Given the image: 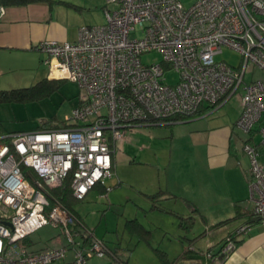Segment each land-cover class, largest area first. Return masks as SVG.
<instances>
[{
  "label": "built area",
  "instance_id": "obj_1",
  "mask_svg": "<svg viewBox=\"0 0 264 264\" xmlns=\"http://www.w3.org/2000/svg\"><path fill=\"white\" fill-rule=\"evenodd\" d=\"M105 23L82 26L75 42L45 40L49 77L75 83L78 101L61 128L0 135V264H53L72 253L71 264L112 256L50 191L71 175L70 189L82 201L95 187L110 191L112 155L126 131L196 116L235 94L240 113L235 127L245 136L251 218L264 222V81L244 82L247 72L264 73V0H106ZM114 5L113 9L108 6ZM6 8L0 5V21ZM138 33V36H134ZM223 48L241 56L239 66L216 61ZM149 52L161 64L143 65ZM177 81L165 83V71ZM243 85V86H242ZM242 86V92L237 93ZM258 125L255 130L254 127ZM45 226L59 231L63 244L33 251L23 243ZM251 224L235 230L245 237ZM236 240L224 239L211 264H223Z\"/></svg>",
  "mask_w": 264,
  "mask_h": 264
},
{
  "label": "crops",
  "instance_id": "obj_2",
  "mask_svg": "<svg viewBox=\"0 0 264 264\" xmlns=\"http://www.w3.org/2000/svg\"><path fill=\"white\" fill-rule=\"evenodd\" d=\"M105 7L107 5L103 0H40L28 2L22 6L6 7L5 15L0 21V90L14 89L13 87H18V85H21L20 83H29L31 81L32 77L30 78L26 74L40 68L43 60L46 59L44 53L35 50V46L38 43L45 40L75 42L80 27L98 23L96 19H93L96 16L95 13L99 12L103 23H105L103 14ZM108 7L113 8L114 5ZM46 79L54 80L49 77V74L46 76ZM206 113L203 112L186 120L167 125L149 126L151 131H149L148 141L145 142L146 146L143 148L146 151L144 157L147 160L151 158L152 162L157 163L158 159H161V151L163 150L166 153L170 144H175L176 142L178 144L184 143V158L186 160L191 159L193 167H202L198 168L202 177L198 176L196 181L199 182L202 178L201 183L205 185L210 179L212 182L217 178L224 184L223 191H226V189L229 191L227 203L221 207L223 210L217 212L216 217L214 216V220L212 221L205 218L199 231L193 230V233L190 231L189 233L184 232L182 234L181 230L177 228V231L173 235L164 230L160 244L162 245L165 238H167L170 246L158 249L152 247L151 231L146 229L142 224L144 232H135L132 233V236L127 235L130 238L129 242L123 245L124 238H121V240H118L117 236L112 238L108 230H106L107 228L105 229V234L97 231L101 225L100 222L109 214L107 211L100 217L97 226L93 227L88 225V221L81 217L79 210L74 206L73 211L83 222L84 227L92 231L96 238L102 240L114 255L113 257L106 256L102 259L93 258L89 260L88 264H130V258L135 252L140 253L143 251V253L148 254V249H151L157 255L159 254L161 264H208L206 253L208 251L217 253L224 237L238 226L247 222L251 224L250 232L247 236L239 239L235 250L225 259L223 264H264V222H252V219L249 217L254 207V203L251 201L249 195L245 197L246 199H243V195L238 193L237 190L232 193L226 185H229V181H227L229 179L227 177L228 173H234L241 177L239 173L241 168L239 155L245 158L241 150L245 136L235 127V124L217 127L209 124L211 116H208ZM132 134H125L124 139L112 155V167L115 177L119 179L117 182L119 185L129 180V178H126V175H120L119 164L131 167L134 161H136L130 155V149H134L136 146L135 140H132ZM155 147L158 151H155ZM141 150L142 147H138V151ZM158 152H160V158L157 157ZM179 154H175L173 148L167 151L168 159L163 161L166 169L171 163V156L174 155L179 158ZM147 165L150 166L151 170H156L157 168V164ZM192 165L190 166L192 167ZM153 176L154 173L147 174L146 176L145 186L142 187H146V192L144 190H137L142 195V204L144 203L145 206L149 207L152 215H170L174 222L177 221L179 223V228L183 220L188 221L191 218L194 222V218L197 215L196 212L199 213L198 209L189 201L182 203L180 206L175 205L174 203L177 202L172 199H176V196L169 189L162 188L163 190H161V188H158V190H153ZM179 178V176L175 175L172 177L174 187L179 186ZM175 180L178 181L177 185L175 184ZM238 181L241 183L240 186H245L243 179H238ZM109 182V189L111 194H113V190L119 188V185H115L114 177ZM244 192L247 193L246 191ZM106 194L107 192L104 194L102 188L97 186L84 199L89 195H94L95 198L98 197V200H100ZM152 196H154V199L151 198ZM162 201L163 204H161ZM166 201H170L173 204L168 205L169 207L167 208L163 206L167 204L164 203ZM182 201L184 202V199ZM214 203V205L209 207L213 213L220 208L217 206H221L216 204L217 202ZM107 209L110 208L107 206ZM90 215L96 216V213L91 211V214L88 216ZM220 215L226 218L219 220L222 219L217 218V216L221 217ZM132 219L135 220L137 217L134 216L125 220L127 222ZM221 222H224V224L216 227ZM135 234H138L139 238ZM31 236L24 240L23 243L34 251L58 247L63 244V240L60 237L55 238L51 243L43 244L32 239ZM187 238L190 241L189 245H187L188 243H178V240L182 241ZM134 239H138V243L132 248L131 241ZM71 262L72 253L69 252L64 260L56 264H71Z\"/></svg>",
  "mask_w": 264,
  "mask_h": 264
},
{
  "label": "rangeland",
  "instance_id": "obj_3",
  "mask_svg": "<svg viewBox=\"0 0 264 264\" xmlns=\"http://www.w3.org/2000/svg\"><path fill=\"white\" fill-rule=\"evenodd\" d=\"M183 4L184 8L190 7L195 0H180ZM106 2V0H103ZM113 6V5H112ZM110 8V7H109ZM114 8V7H113ZM110 8V9H113ZM95 18L98 23L91 24V26H101L103 25L102 16L99 12L95 13ZM134 36H138V33H135ZM216 61H223L227 64L237 67L241 61V56L228 48H223L221 53L215 57ZM140 61L143 65L149 66L152 64H161L162 62V55L157 52H149L145 53L140 57ZM164 78L165 83L169 86H172L177 81V75L172 71L164 70ZM49 74L47 66L41 64L40 68H37L34 72L26 74L29 75L31 81L29 83H20L18 87H13L14 89L18 88H28L30 86H34L43 79H46V76ZM35 79V80H34ZM252 80H262L264 81V73L260 70H249L245 77L244 82L246 84L250 83ZM243 86V85H242ZM242 86L238 89L237 93L242 92ZM79 95V88L75 83L70 81L61 80L55 86V88L45 97L41 98L40 101L23 105H8V104H0V124L2 128H4L7 132H22V131H30L36 130L39 127L42 128H61L65 125L64 121L65 118L70 116V113L73 108L76 107ZM210 117L209 124L214 126H232L236 123L240 113V101L238 98V94H235L231 97L228 101L224 104H219L213 110H211V106L204 105L203 107ZM234 128V126H233ZM258 125L254 127L256 130ZM149 126H144L133 131H126L127 133H135L132 134V140H135L136 146L135 148H131V156L136 159L134 161L133 166L127 167L125 165L119 164V173L121 176L126 175V178H129L128 181H124L119 185L118 177L114 176V183L115 185H119V188H115L113 190V194L111 191H108L106 196H102L100 200L98 197L95 198L94 195H89L86 199L82 200V202L74 203L75 208L79 210L80 215L82 218L88 221L89 226H97V223L102 217L103 213L107 211L109 213L105 219L100 222L101 225L98 227V232H102L105 234V229L108 230L110 236L114 238L117 236L118 240L124 238L123 245H125L128 240L130 239L128 236H132V233L137 230V225L142 224L146 229L151 231L152 234V247L162 249L163 247H169L168 239L165 238L162 245L160 241L163 238V231H167L171 234H175L178 228L181 230V233L184 232L189 233L190 231H199L201 229L202 222H204L205 218L209 221L214 220V216L216 217L217 212H221L225 203H227V198L229 191H226L223 187V183L221 180L219 181L217 178L211 182V179L203 185L201 179L196 181L198 176L202 175L199 173L198 168L192 165L191 159L184 158V143L176 142L175 144H170L167 151L170 149L175 151V154L180 153L178 156L179 158L175 157L174 155L171 156V163L168 168L166 169V165L164 164V160L168 159L167 151H161V159H158L157 163L151 161V158L148 160L144 157L146 151L143 149L145 142L148 141L149 137ZM137 132V133H136ZM235 132V131H234ZM238 132V131H237ZM236 133V132H235ZM243 135V134H242ZM131 137V136H130ZM138 147H142L141 151H138ZM158 147V146H157ZM155 151H158L156 147L154 148ZM160 158V152L157 153ZM240 159L239 162L241 163L240 168V176L234 173H228L227 181H229V185L226 184L231 192H235L237 190L238 193L243 195V199H246V196H250L249 191V184L246 174L248 175L249 170V162L248 159L239 155ZM170 160V159H169ZM147 164H157L156 170H151L150 166ZM192 165V167L190 166ZM244 171V172H243ZM246 171V174H245ZM232 172V171H229ZM153 174L154 180V189L158 190L161 188L169 189V191L173 192L176 196V199H172L177 203L175 205H181L182 203H187L189 201L192 203L199 211L196 212V218L188 219V221L183 220L180 224V228L178 226L177 221H173L170 215L167 214H154L152 215L148 206H145L144 203L142 204V195H140L138 191L144 190L147 191L145 186L146 183V176L147 174ZM157 173V175H155ZM179 176V186H175L172 184V177ZM212 178V177H210ZM209 179V177H208ZM238 179H243V183L245 186H240V182ZM110 179H107L106 187L109 188ZM175 184L177 185L178 181L175 180ZM149 182V180H148ZM211 182V183H210ZM222 183V184H221ZM117 185V186H118ZM149 186V185H147ZM163 188V189H162ZM247 189V190H246ZM246 191L247 193H245ZM142 192V191H141ZM149 192V190H148ZM237 193V194H238ZM143 194V193H142ZM226 196V197H225ZM144 197V196H143ZM186 198V199H185ZM184 199V202L182 201ZM221 206L216 212H212L210 210V206L214 205L215 203ZM167 203L163 206L169 207L168 205H172L170 201H166ZM140 204V205H138ZM163 204V201L161 202ZM143 207L141 208V206ZM108 208L110 209H107ZM140 208V209H139ZM91 211L96 213V216L90 215ZM214 211V210H213ZM216 213V214H215ZM200 214V215H199ZM134 216L137 217L136 221L130 226L126 225V218H133ZM221 217L217 216V218H222L219 220H224L226 217L220 215ZM133 220V219H132ZM219 222V221H218ZM211 225V224H210ZM239 227V226H238ZM237 227V228H238ZM236 228V229H237ZM234 229L232 232H234ZM193 231V232H194ZM192 232V233H193ZM201 232V231H200ZM231 232V233H232ZM124 233V236H123ZM138 233V232H137ZM230 234V233H229ZM228 234V235H229ZM128 235V236H127ZM226 235L224 239L227 238ZM58 236V231L53 229L51 226H45L32 234L31 238L36 240L37 242L46 244L51 243L55 238ZM137 238H139L138 234H135ZM183 236V235H182ZM223 239V240H224ZM189 239L178 240V243H184L189 245ZM191 240V239H190ZM193 242V241H192ZM138 243V239H134L131 241L132 248ZM171 243V242H170ZM125 248V247H123ZM127 248V247H126ZM188 248V247H186ZM131 250V249H130ZM149 253L145 254L143 251L135 252L133 256L130 258V264H161L159 258V254L157 255L151 249H148ZM128 256V255H127ZM99 259V258H96ZM59 261L53 263L56 264Z\"/></svg>",
  "mask_w": 264,
  "mask_h": 264
},
{
  "label": "trees",
  "instance_id": "obj_4",
  "mask_svg": "<svg viewBox=\"0 0 264 264\" xmlns=\"http://www.w3.org/2000/svg\"><path fill=\"white\" fill-rule=\"evenodd\" d=\"M34 1H40V0H0V5L4 6L6 8V7H11V6H22L24 4H27L28 2H34ZM60 81L61 80L43 79L42 81H40L36 85L30 86L28 88L0 90V104H8V105L23 104V105H27V104L38 102V101H40L41 98L45 97L50 92H52V90L55 88L56 84ZM214 108H215V106L211 107L210 109L213 110ZM203 109L204 108L199 109V111L197 112L196 115H199L200 113L206 112L205 111L206 109L205 110H203ZM186 119L187 118H184V117H177V118H173L172 120H177V122H178V121H183ZM6 133H11V132L5 131L4 128H2V125L0 124V135L6 134ZM71 178H72V176L69 175L64 180V182L60 188L50 191V198L53 201H58L61 204H63L76 217V219L79 220L83 224V222L79 219V217L73 211V208L75 206L74 203H77L79 201L75 200L73 195H72V191L70 189ZM101 188L103 190V193L105 194L106 188H104V187H101ZM151 198L154 199V196H152ZM249 217L251 218V213H250ZM133 221H136V220H129L126 222V225L130 226L133 223ZM248 223L249 222H247L246 224H248ZM222 224H224V222L218 223L216 225V227H219ZM137 226H138L137 227L138 231H134V232L142 233V231H143L142 225L138 224ZM58 235H59V231H58ZM229 235L234 240H236L235 242L237 245L239 242V239L236 238L237 236H234L235 231L230 233ZM221 243H222V241H221ZM221 243H220V245H221ZM109 251L113 255V252H111L110 249H109ZM207 262H208V264H211V263H209V261H207Z\"/></svg>",
  "mask_w": 264,
  "mask_h": 264
},
{
  "label": "water",
  "instance_id": "obj_5",
  "mask_svg": "<svg viewBox=\"0 0 264 264\" xmlns=\"http://www.w3.org/2000/svg\"><path fill=\"white\" fill-rule=\"evenodd\" d=\"M257 220L256 219H252V222H256Z\"/></svg>",
  "mask_w": 264,
  "mask_h": 264
}]
</instances>
